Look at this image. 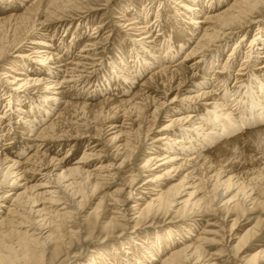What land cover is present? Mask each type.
<instances>
[{
  "label": "bare ground",
  "instance_id": "1",
  "mask_svg": "<svg viewBox=\"0 0 264 264\" xmlns=\"http://www.w3.org/2000/svg\"><path fill=\"white\" fill-rule=\"evenodd\" d=\"M73 1L55 0L52 3L59 11V9L72 7ZM224 1L176 0V3L181 4L180 8L181 6L182 9L185 8L182 10L176 7L178 15L182 19V21L179 19L177 21L180 29L179 32H176L177 35L163 33L164 25L158 24L160 19L157 16L158 21L153 22L147 20L149 15H146L145 18L138 15L139 19L127 24L130 26L128 29L133 30L131 34H135L136 37L131 39L129 47L123 48L119 57H115L116 59L111 61L110 69L106 71L105 77L101 79L98 89L94 92V96H96L106 91L103 94L108 97L102 101L106 107L114 109L119 103L114 99L116 96L118 97L120 93L122 95V92L131 94L140 83L144 82L140 84L144 91L143 97L145 102L152 103L153 110L151 112L155 120L162 108L170 107L167 110L169 118L164 120L166 122L160 129L164 133L154 137L151 142V144L162 145V149L160 148L162 151L156 146L146 150L145 153V168L159 174L154 177L149 176L141 184L135 179L133 182L137 185L135 190H141L142 195L138 194L139 198L147 202L144 209L157 212L181 205L182 218L188 222L182 225L181 230L184 232L175 229V226L171 227L173 234L178 237L173 234L168 236L171 242L168 250L160 252V250L152 248L147 250L146 254L142 253L137 256L134 259L135 262H129L128 258H125L124 261L129 264H204V250L208 239L201 235L195 238V232L201 219H197L193 214L196 215L203 211L218 212L220 209L243 213L247 205L252 208L264 206V199L259 196L260 189L264 192V51L256 53L257 58L253 68L248 69V60H246L248 54L254 53L259 48L256 43L259 42L263 46L264 41L259 36L260 34L256 33L247 48L248 52L243 53L245 55L240 60L237 58L238 52L236 51L239 43L235 42L232 52L227 54L225 61L214 69L212 68L219 64H216V60L223 55L224 50L217 52L215 57L206 56L209 46H218L230 35L231 29L250 21L253 11L257 6L264 4V0H236L234 3H229L227 8L220 9L221 5L225 6ZM21 2L23 1L0 0V4L6 3V6ZM206 2H210V5H205ZM44 10L46 11V9ZM29 12L32 14L31 11ZM47 12L53 16L51 12ZM36 13L38 15L45 14L39 10ZM16 16L3 18L8 20ZM22 16L19 18L30 17ZM57 16L54 14V18ZM41 20L40 24H43L44 27L47 19ZM28 29L27 33L40 30L34 28L33 25ZM45 32L39 33L41 34L39 37L29 41L32 44L30 46L31 53L26 57L33 58L36 63L31 64L25 60L18 61L17 63L22 69L12 75L7 73L9 74L7 76L12 78L8 81L10 92L6 91L7 96L4 97V94L2 98L7 100L6 107H9L6 111L0 112V237L17 232L16 226L18 228L25 226L27 228L25 243L30 246H35V243L38 246L43 244L38 239L47 232V225L53 221L51 218L59 221L63 215L69 216L67 209L71 205L61 200L58 196L60 192L66 197H71L72 201L76 203L75 197L79 198L85 194L89 187L90 190H97L103 179L112 177V174L107 173L109 170L107 165L98 164L99 162L93 164L96 153L92 147L96 144L89 147L88 151L85 149L83 156L73 161L74 163L66 158L69 153L59 157L58 154L50 156L51 154L48 155L49 153L40 151L41 144L39 142L41 143V141L49 140V142L56 143L58 141L60 143L66 139L63 137L67 132L64 129L65 122L61 118L66 116L69 107L76 106L82 109L90 107L91 109L96 105L86 101L92 98V87H83L79 92L81 94L78 97L83 101H75L76 99L73 100V97L71 99L70 88L76 81L74 74H79L82 71L79 70L82 61L75 62L76 54L72 57L73 59L68 60L69 56L66 53L56 52L57 50L53 49L54 43L43 37ZM181 37L182 39H179ZM193 41L195 43L188 46ZM184 47H187L185 55L176 61L175 57H177L179 49ZM83 50L84 48L81 49V51ZM86 58L89 57L86 56ZM237 63L239 67L235 70L231 69ZM63 67H65V74L58 77L61 73L60 70L64 69ZM6 68L11 67L6 66ZM182 69H186L187 76H189L187 85L182 77ZM247 70L248 72H246ZM249 70H252L253 74L250 75ZM247 74L250 76H245ZM198 76L200 77L198 78ZM151 82H155V89H159L163 94H167L172 87L175 89L177 86L183 88L182 93L178 92L174 97L162 102L160 97L156 96L157 94L153 97L149 95L150 92L148 95L146 94L148 91L146 84ZM33 86L39 87L38 89L43 92V96L38 102L21 92L24 88ZM83 91H87L88 94L82 95ZM113 95L116 96L113 97ZM134 98H127V102L131 103V111L135 113L143 109V104L135 102ZM14 99L15 103H13ZM26 100L31 107L30 110L24 111ZM157 100L159 103L155 104ZM177 102L180 104L171 106L172 103ZM61 103L63 107L61 110L59 109L60 111L58 110L56 117L49 119V115L53 112L52 108ZM2 104L0 101V110ZM47 122L48 124H45ZM124 124L125 122L122 125L112 122L108 127L113 130L111 140L117 141V151L135 146L130 143L129 139L123 138L127 135ZM15 125L24 128L25 130L22 129L21 132L25 133L32 141L28 145L24 142L26 146L20 152H28L30 147L36 149L32 150L33 152L29 159L26 158V162L9 158L10 155L6 152L7 142L10 138L8 133L15 130ZM18 129L17 133L20 134ZM78 137H83V135L79 134ZM95 137L93 138L95 139ZM40 157L47 158L46 165L48 167L46 169L32 170L27 167L30 162H37ZM123 162L119 166H122ZM92 165L95 167L93 168ZM183 170L187 171L179 181H170ZM51 188L54 190H50ZM61 203H65V205L58 207ZM19 210L26 213L27 216H25L29 219L27 225H23V223L14 225L13 217L22 214ZM121 210L119 207L116 208L118 213ZM121 213L125 215V212ZM45 215L51 217L46 221ZM36 217L43 218L38 222L35 220ZM44 220L46 222L42 223ZM236 229H238L237 219L232 223V230L236 231ZM232 235V240L238 238V244H247L248 241L255 238L257 232L255 227H252L243 234L237 235L234 232ZM48 237L44 236V241L48 240ZM156 240L158 243L159 239ZM242 251L237 249L238 253H242ZM239 258L240 264H248L250 261L264 262V246L249 258L244 256ZM78 264L98 263L90 261Z\"/></svg>",
  "mask_w": 264,
  "mask_h": 264
},
{
  "label": "rangeland",
  "instance_id": "2",
  "mask_svg": "<svg viewBox=\"0 0 264 264\" xmlns=\"http://www.w3.org/2000/svg\"><path fill=\"white\" fill-rule=\"evenodd\" d=\"M22 1L19 4L14 3L12 6H6V3L0 4V101L3 103L0 112L6 111L9 107H6L7 100L2 98L4 94V97H6L5 92L10 90L8 81L11 77L7 75L15 74L16 71L22 69L20 64L17 63L18 61L25 60L31 64L36 63L33 58L26 57L31 53L30 46L32 44L29 41L39 37L41 35L39 33L46 31L43 33V37L54 43L53 49L57 50L56 52L60 54L66 53L69 56L68 60L73 59L72 57L76 54L75 62L82 61V65L79 68L82 71L79 74H74V78L78 81H74L72 83L73 86L70 88L71 99L74 98L73 100L76 99L75 101H81L82 99L78 97L81 94L79 92L83 87H92V98L86 101L96 105L91 107V109L90 107L85 109L76 106L69 107L66 116L61 118L65 122L64 129L67 132L63 137L66 139L60 143L58 141L56 143L54 141L49 142V140L41 141V143L39 142L41 144L40 151L46 152V154L49 153L48 155L51 154L50 156L58 154L59 157L66 156V153H69L66 158H69L68 160L74 163L73 161L81 158L84 152L89 150V147L96 144V146L92 147L96 153L93 164L99 162L98 164L107 165L109 167L107 173L112 174V177L103 179L101 186L97 190H90L89 187L85 194L79 198L75 197L76 203L72 201L71 197H66L65 194L60 192L58 196H60L61 200L71 205L67 209L69 216L63 215V218L59 221L51 218L53 221L51 220L52 222L50 221L51 223L49 224L48 222L46 223L48 228L43 237L46 235L49 237L45 241L43 237L38 239L39 242L43 243L42 245L40 244L41 246H38L37 243H35V246L25 243L27 240L25 235L27 228L25 226L19 228L16 226L17 232L6 237H0V264H78L90 261L98 264H109L110 262L111 264H129L124 261L125 258H128L129 262H135L134 259L137 256L142 253L146 254L147 250L149 251L152 248H156L160 252L168 250V246L171 243L168 236L173 234L171 227L175 226V229L184 232V230H181L182 225L188 222V220L182 218L183 210L180 208L181 205L157 212L144 209L147 202L139 198V195H142L141 190H135L137 185L133 182V179L141 184L149 176L154 177L159 174L145 168V153L146 150L156 146L162 149V145L158 143L151 144V142L154 137L164 133L160 129L166 122L164 120L169 118L167 110L170 107L162 108L157 114L158 118L155 120L151 112L153 110L152 103L149 101L145 102L143 97L144 91H142V85L140 84L144 82L140 83L131 94H123L122 92V95L120 93L118 97L113 95V97L116 96L114 99L119 101L117 108L114 109L106 107V104L102 101L105 97H108L103 94L106 91L96 96H94V92L98 89L101 79L105 77L106 71L110 69L111 61L119 57L118 55H120L123 48L129 47L131 39L136 37L135 34H131L133 30L128 29L130 26H127V24L139 19V17L137 18L138 15H142L143 18L149 15L148 21L155 22V20L158 21L160 19L158 24L160 26L164 25L163 33L165 32L166 35H177L178 33L176 32L180 30L177 21L178 19L182 21V19H180L181 17L178 15L176 10L178 8L176 7L180 8L181 4L176 3V0H74L72 7L59 9L58 11L52 3L55 0ZM235 1L225 0L223 2L225 6L220 4V9L227 8L229 3H234ZM205 5H210V2H206ZM180 9H182V6ZM37 10L42 13L45 12V14H40V16L36 13ZM182 10H185V8ZM47 11L51 12L53 16ZM54 14L58 16L54 18ZM12 15L17 16L8 20L3 18ZM21 15L30 17H26V19L19 18ZM156 16L158 19H156ZM40 18L43 20L47 19L44 27L42 26L43 24H40L42 22ZM250 19V21H246V24L237 25L231 29L230 35L218 46H209L206 52L208 57H215L217 52L224 50L223 55L216 60V64H219L212 69L225 61L226 55L230 54L235 48L233 46L235 42L238 41L239 43L236 51L238 52L237 58L240 60L245 55L243 53L248 52L247 48H249L250 41H253L256 33L260 34L259 36L264 41V4L255 8ZM32 25L40 30H33V32L29 31L27 33L28 27H32ZM51 35L54 36L52 37ZM242 35L243 38H241ZM179 39H182V37ZM194 43L193 41L188 46H192ZM256 44L259 48L254 53L251 52L252 54L247 55L248 69L253 68V65H255L257 58L255 55L264 51V42L262 43L263 46L259 42ZM82 48H84L83 51H81ZM186 49L187 47L179 49V53L175 57L176 61L185 55ZM86 56L89 58H86ZM6 66L11 68L7 69ZM237 67H239L238 63L231 69L235 70ZM63 68L60 70L61 73L58 77L65 74V67ZM186 72V69H182V77L184 83L187 82V85L189 76H187ZM249 73L251 75L253 71L249 70ZM250 75L247 74L245 76L248 77ZM146 79L148 80V78ZM146 85L148 87L146 94L148 95V92H150L149 95H152L151 97L157 94L156 96H159L162 102L165 99L174 97L178 92L182 93L183 89L180 86L175 89L172 87L167 94H163L159 89H155V82ZM38 88L36 86L24 88L21 92L31 96L32 100L38 102L43 96V92ZM111 92L117 93L116 91ZM85 93L86 95L88 94L87 91H83L82 95ZM129 97H135V102H141L143 109L135 113L132 112L131 103L127 102ZM28 101L24 105V111L26 109L30 110L31 106ZM15 102L16 100L14 99L13 103ZM156 103H159V100ZM175 104H180V102L172 103L171 106ZM62 107V103L55 105L52 108L53 112L49 115V119L55 118L58 110H61ZM15 118L17 119L16 115ZM112 122H117L118 125H122L125 122L126 128L124 130H126L127 135L123 138L129 139L130 143L135 145V148L129 147L121 151L116 150L117 141L111 140V132L113 130L108 128ZM45 124H48V122ZM20 127V125H15V130H11V134L10 132L8 133V137H10L8 142L10 143L7 142L6 152L10 155L9 158L26 162L30 158L32 150L36 149L30 147L28 152H20L26 146L25 143L27 145L32 143L26 134L21 132L24 128ZM17 129L20 134L17 133ZM79 134L83 135V137H78ZM21 137H24V140ZM14 150L18 151L15 152ZM122 161H124L122 166H119ZM46 162L47 158L40 157L37 162H30L27 167L32 168V170L46 169L48 167ZM110 164H113V166H110ZM92 167L94 168L95 165H92ZM186 171L183 170L170 181H179ZM160 181L163 180L160 179ZM131 189L133 190L130 192ZM50 190L54 189L51 188ZM260 190L259 196L264 199V192ZM63 205L65 203H61L58 207ZM117 207L122 209L121 212H125V215H122L123 213L121 212L118 213L116 211ZM19 211L22 214L13 217L14 225L18 223L27 225L29 219L26 217V213L22 210ZM193 215L197 219H201L195 232V238L201 235L208 239L204 250V264H240V256L249 258L255 251L264 246V206L252 208L247 205L243 213L220 209L218 212L203 211ZM49 217L51 216L45 215V220L49 219ZM42 218L36 217L35 220L39 222ZM235 219H237L238 228L236 231L232 230V223ZM45 220L42 223L47 221ZM252 227H255L257 235H255L254 239L248 241L247 244H238V238L232 240V233L234 234L235 232L240 235ZM173 235L178 237L176 234ZM157 238L159 239L158 243H156ZM238 248L241 251L243 249L242 253L237 252ZM248 264H264V262L250 261Z\"/></svg>",
  "mask_w": 264,
  "mask_h": 264
}]
</instances>
